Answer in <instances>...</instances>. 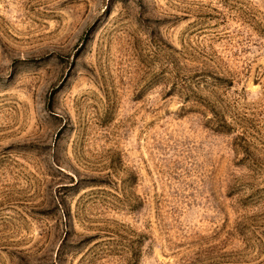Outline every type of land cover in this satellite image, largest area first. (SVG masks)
<instances>
[{"label":"rangeland","instance_id":"obj_1","mask_svg":"<svg viewBox=\"0 0 264 264\" xmlns=\"http://www.w3.org/2000/svg\"><path fill=\"white\" fill-rule=\"evenodd\" d=\"M0 264H264V0H0Z\"/></svg>","mask_w":264,"mask_h":264}]
</instances>
